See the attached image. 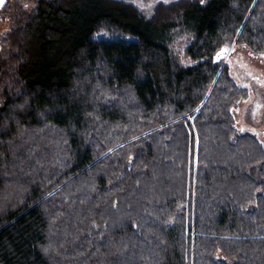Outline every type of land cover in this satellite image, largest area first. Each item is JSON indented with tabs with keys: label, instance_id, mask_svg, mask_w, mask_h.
Masks as SVG:
<instances>
[{
	"label": "trees",
	"instance_id": "obj_1",
	"mask_svg": "<svg viewBox=\"0 0 264 264\" xmlns=\"http://www.w3.org/2000/svg\"><path fill=\"white\" fill-rule=\"evenodd\" d=\"M30 1L0 9V264H264V142L217 56L264 55V0Z\"/></svg>",
	"mask_w": 264,
	"mask_h": 264
},
{
	"label": "rangeland",
	"instance_id": "obj_2",
	"mask_svg": "<svg viewBox=\"0 0 264 264\" xmlns=\"http://www.w3.org/2000/svg\"><path fill=\"white\" fill-rule=\"evenodd\" d=\"M13 2L20 1L29 9L34 7L30 0H11ZM7 0L0 3V9L5 5ZM137 4L145 11H149L154 1L146 2L136 0ZM11 19L0 14V41L1 37L8 33L11 28ZM105 33L96 34L95 38L104 36ZM175 50L179 55L181 62L189 63V60L184 56V48L186 39L181 37L176 40ZM223 63H228L231 69V74L239 85L247 87L249 97L239 101L238 106L234 109L236 124L240 132L255 133L260 140L264 142V55L254 53L246 45L238 44L228 47ZM5 167H0V177L8 180V176L4 175ZM14 189L7 186L0 189V195L5 201L9 199ZM3 200V202H4ZM0 203H2L0 201Z\"/></svg>",
	"mask_w": 264,
	"mask_h": 264
},
{
	"label": "snow or ice",
	"instance_id": "obj_3",
	"mask_svg": "<svg viewBox=\"0 0 264 264\" xmlns=\"http://www.w3.org/2000/svg\"><path fill=\"white\" fill-rule=\"evenodd\" d=\"M0 3H3V0H0ZM226 52H227V49H222L221 52L217 54L218 58H219L221 55L225 54Z\"/></svg>",
	"mask_w": 264,
	"mask_h": 264
},
{
	"label": "water",
	"instance_id": "obj_4",
	"mask_svg": "<svg viewBox=\"0 0 264 264\" xmlns=\"http://www.w3.org/2000/svg\"><path fill=\"white\" fill-rule=\"evenodd\" d=\"M228 50V48H226Z\"/></svg>",
	"mask_w": 264,
	"mask_h": 264
}]
</instances>
